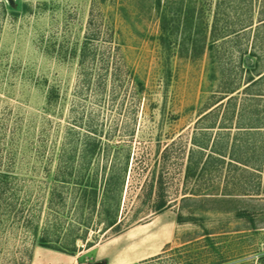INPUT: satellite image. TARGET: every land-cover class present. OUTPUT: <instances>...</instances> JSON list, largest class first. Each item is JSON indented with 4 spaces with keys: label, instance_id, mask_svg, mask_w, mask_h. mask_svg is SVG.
<instances>
[{
    "label": "rangeland",
    "instance_id": "374dc122",
    "mask_svg": "<svg viewBox=\"0 0 264 264\" xmlns=\"http://www.w3.org/2000/svg\"><path fill=\"white\" fill-rule=\"evenodd\" d=\"M0 264H264V0H0Z\"/></svg>",
    "mask_w": 264,
    "mask_h": 264
},
{
    "label": "trees",
    "instance_id": "16d2710c",
    "mask_svg": "<svg viewBox=\"0 0 264 264\" xmlns=\"http://www.w3.org/2000/svg\"><path fill=\"white\" fill-rule=\"evenodd\" d=\"M85 50H87V48L86 47H84V54H85ZM246 65L249 67V68H252V64L249 62V61H246ZM251 80V82H254V79H250ZM140 86V88H139V90H143V85H139ZM52 101V98L51 97H49V102H51ZM96 149L94 148V151H95ZM190 170H191V168H188V170H187V175L189 176V174H190ZM118 184V183H117ZM96 191V190H95ZM164 206V204L163 203H160L159 205H158V207L159 208H161V207H163ZM115 225V223H112V226H114Z\"/></svg>",
    "mask_w": 264,
    "mask_h": 264
}]
</instances>
